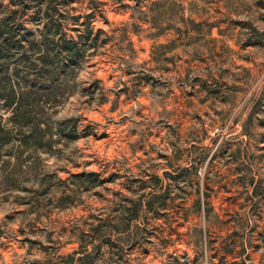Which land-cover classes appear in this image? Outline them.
Wrapping results in <instances>:
<instances>
[{
  "label": "rangeland",
  "instance_id": "rangeland-1",
  "mask_svg": "<svg viewBox=\"0 0 264 264\" xmlns=\"http://www.w3.org/2000/svg\"><path fill=\"white\" fill-rule=\"evenodd\" d=\"M9 1L0 12L18 6ZM152 1L60 7L59 32L82 55L44 106L64 127L53 142H0V264L92 249L95 226L157 189L167 202L143 208L138 241L102 242L93 264H264V0H179L159 34L145 19ZM40 6L22 16L36 34ZM3 102L0 124L12 127ZM92 170L96 181L75 175Z\"/></svg>",
  "mask_w": 264,
  "mask_h": 264
},
{
  "label": "trees",
  "instance_id": "trees-1",
  "mask_svg": "<svg viewBox=\"0 0 264 264\" xmlns=\"http://www.w3.org/2000/svg\"><path fill=\"white\" fill-rule=\"evenodd\" d=\"M70 1L72 0H59L53 4L54 0H10V4L18 6L0 12V81H3L7 75L8 83L2 86L0 82V98L4 99L3 103L10 111L8 119L12 122V127L0 124V142L19 141V145L32 143L39 145L44 142L51 144L55 139L53 128L56 125L43 118L42 115L46 113L44 106H54L58 103L62 77L82 55V46L79 42L59 32L61 24L59 17L65 14L60 7L69 4ZM34 2L45 4L44 7H39L40 10L42 8L39 19L43 20L44 24L39 28V34L28 27L22 17ZM179 6H183L179 0L152 1L148 11H145L151 16L145 19L158 28L155 34L163 32L165 25H173L163 24L161 18L167 12L172 13ZM77 18L78 16H75V19ZM86 30V35L90 38L93 29L86 25ZM165 45L166 43H159V46ZM38 94L41 96L47 94V98H40ZM61 122L56 127L58 131L64 129ZM71 128L73 132L70 133L76 134L77 127L74 123ZM13 146L14 144L9 149V154L16 158V165L22 167V149L18 152ZM75 175H89L92 181H96L99 172L82 171ZM139 180L142 181L143 187L150 185L142 179ZM156 199L160 204H165L166 192L158 189L149 190L141 192L136 198H130V203L124 205L121 222H110L111 227L101 230L100 224L94 227L100 237L97 243H94V240L90 241L93 243L92 249L88 248L87 243H82L72 252L61 254L59 261L46 260L40 264H93L92 260L102 242H117L121 238L127 242L138 241L142 229L139 222L142 210L144 207L153 209ZM114 234L117 235L115 239Z\"/></svg>",
  "mask_w": 264,
  "mask_h": 264
}]
</instances>
